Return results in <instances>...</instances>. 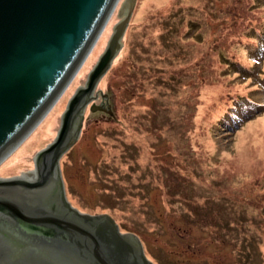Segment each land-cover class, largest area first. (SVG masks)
I'll return each instance as SVG.
<instances>
[{
	"label": "rangeland",
	"instance_id": "rangeland-1",
	"mask_svg": "<svg viewBox=\"0 0 264 264\" xmlns=\"http://www.w3.org/2000/svg\"><path fill=\"white\" fill-rule=\"evenodd\" d=\"M124 1L58 101L0 163V177H33L37 153L56 137ZM263 23L264 0H137L123 47L94 93L93 102L109 104L114 115L87 106L82 131L60 160L72 205L108 214L140 236L156 264H264V40L251 37ZM217 50L254 66L250 77L232 78L239 103L251 110L224 129L213 106L205 109ZM191 206L197 218L228 227L224 246L206 243L210 226H189ZM240 240L250 243L252 262Z\"/></svg>",
	"mask_w": 264,
	"mask_h": 264
},
{
	"label": "water",
	"instance_id": "water-1",
	"mask_svg": "<svg viewBox=\"0 0 264 264\" xmlns=\"http://www.w3.org/2000/svg\"><path fill=\"white\" fill-rule=\"evenodd\" d=\"M136 1L122 3L124 15L70 98L56 137L37 153L33 177H0V264H156L110 215L72 205L60 167L87 106L114 115L109 104L93 102L94 93L123 47ZM119 2L0 0V163L58 101Z\"/></svg>",
	"mask_w": 264,
	"mask_h": 264
},
{
	"label": "trees",
	"instance_id": "trees-1",
	"mask_svg": "<svg viewBox=\"0 0 264 264\" xmlns=\"http://www.w3.org/2000/svg\"><path fill=\"white\" fill-rule=\"evenodd\" d=\"M226 13H230L234 17H236L235 16L236 14L237 15L240 14L232 9L227 10ZM259 29H260L259 32L255 35H252L251 37L252 39H257V41L259 40L262 41L264 40V23L261 25ZM237 31L234 30L235 34L237 33ZM229 35L232 36L234 34H229ZM221 45L222 42H220L218 48L221 47ZM258 45L259 43L257 44V46ZM217 52H218V58H217V62H215V66L213 70V80H212L215 83V90L212 88V91L210 92V94H208L205 102V109L210 108V106H213L216 112L214 118L215 121H217L216 126L219 123V126L224 129V126H227V124L228 127L231 123H234L235 125L238 124V122L242 121L243 117L247 116L251 110V105H249L248 103H244V104L239 103L240 100L238 99L237 96L238 94H236L237 86L233 85L234 80L232 78L239 76H243L244 78L250 77L249 76L250 72L253 70L254 66L252 68L247 67L242 62L241 59L233 58V56L227 57V55L221 50H217ZM218 70H219V75L226 76V79L223 78L218 79V77H216L215 72ZM209 79H210V75H209ZM228 97L230 99V103H229V99L226 100V98ZM226 101L228 103H226ZM225 108L226 110L223 111ZM221 113L222 115H220ZM227 133L229 132L227 131ZM189 212L192 213L190 216L186 212L184 214L187 217L186 222L189 224L191 228L199 227V226L201 228H205L206 226H210V231H211L209 232L210 238L206 239V243L208 242L209 244L212 245H215L217 243L215 248L225 245V241L228 240L224 237V235L226 234L221 229L223 228L227 229L228 227H225L224 223H218L214 220V218H213L214 222L210 221L207 218H206L207 220L203 219L204 217L200 218L198 216L199 218H197L196 214L198 213V206H191V210H189ZM192 243H194L193 240ZM238 243H240V249L242 251V256L244 257V260L245 261H247V259L250 260L252 255V253H250V243L246 241L243 243L242 240L238 241ZM189 244H191V242ZM252 260L253 258H251V262Z\"/></svg>",
	"mask_w": 264,
	"mask_h": 264
}]
</instances>
